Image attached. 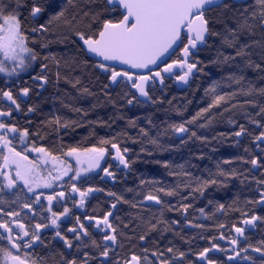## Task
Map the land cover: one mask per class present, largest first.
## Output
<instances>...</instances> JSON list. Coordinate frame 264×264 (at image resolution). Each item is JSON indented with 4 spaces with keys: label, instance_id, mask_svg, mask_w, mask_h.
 <instances>
[{
    "label": "snow or ice",
    "instance_id": "6c2138e0",
    "mask_svg": "<svg viewBox=\"0 0 264 264\" xmlns=\"http://www.w3.org/2000/svg\"><path fill=\"white\" fill-rule=\"evenodd\" d=\"M216 12H219L222 19L211 15ZM217 24L221 25L219 29ZM26 25H30V29ZM257 26L264 30V0H255V4L249 3V0H0V73L7 78L20 77L38 60H43L47 63L40 65V74L32 77L40 89H44L49 83V63L55 66L56 84L63 79L75 88L81 83L80 79L77 77L70 80L67 75L62 77L61 69L70 68L74 71L81 63L84 66L91 64L92 68L105 77V88L111 86L125 89L124 98L128 105L163 104V99H153L158 91L156 86L165 85L166 79L188 85L196 72L203 71L198 55L205 51H215L216 56L211 63L222 68L226 66L230 70L229 74L221 80H214L205 90V95L209 97L206 106L199 108L189 119L170 124L165 129V133L170 129L173 134L183 133L189 139L207 141L206 136H197V132L191 130L190 126L205 128L217 116L243 108L242 105L233 103L238 94L264 97V86L257 88L251 81L247 88L240 87L238 92L218 91L225 80L229 84L234 82L240 85L246 78L244 73L249 69L258 73L264 81V41L253 40L249 43L247 40L248 36L255 34ZM29 31L33 36L52 34L58 40H68L75 45L76 54L61 58H57L54 53L41 56L30 46V43L35 44L37 41H29ZM49 43L50 41H44L41 47L47 48ZM221 49L233 51L225 55ZM80 56L85 59L81 61ZM253 56L258 59H253ZM32 91V88L22 86L17 95L11 85L0 88V102L6 106L0 107V193L12 197L10 200H0V204L8 205L9 209L0 207V264H45L42 258L29 257V252H34L35 248L48 247L42 239L45 229L54 232L49 243L54 241L62 244L64 252H67V255L59 253L60 264H121L114 257L118 255L116 249L120 246L118 237L124 233L109 218L112 217L121 224L123 221L119 215L114 216L112 210H116L117 204L121 202L136 208L146 201L154 203L145 210L151 212L152 207L159 206V216L156 213H152L147 219L137 216L138 223L131 230L135 233L136 228H142L136 239L141 242V252L144 255L133 254L123 264H191L186 259L188 253L180 250L174 241L168 240L163 247L159 246L158 241L163 240L164 234L168 232H172L189 246L192 242L174 230L173 225H179V220L169 222L164 218L165 211H170L172 206L165 203L159 194L174 197L180 195L183 188L189 189V194L198 193L203 196L209 186L218 183L223 185L225 180L235 177L236 170L225 171L218 163L217 171H209L205 178L193 175L185 164H177L169 172V175L177 178L175 184L156 187L161 184L160 181L141 180V185L147 184L152 190L146 194L137 193L136 195L142 196L139 201L125 200L116 192L109 191L107 195L115 200L110 204L111 210L106 211L102 217L84 213L82 221L80 216L74 213L70 215L72 210L66 206L67 201L71 200L73 207L84 208L91 194L104 191L103 188L82 187L92 179L93 173L99 175L102 172V180L105 177L113 182L116 180V173L109 170L111 165L102 167V162L107 163V145L115 150L114 160L119 161L124 169L132 166L126 156L129 149L125 147L121 151L119 144L114 142L115 136L110 139L101 138V146L79 147L61 143L57 148L58 154H54L48 147L37 146L36 140H30L29 137L31 135L42 139L39 131L30 133L28 127L20 128L11 122L13 112L22 111L21 103L30 98ZM80 91L82 95H93L86 87ZM159 91L162 92L163 89ZM244 104L258 107L257 115L264 120V105H257L254 99L245 100ZM213 109L216 111L213 112ZM35 111V107L27 108V113ZM73 111L79 113L82 109L75 108ZM84 114L87 115L86 112ZM245 114L251 123L264 129V123L252 118L249 113ZM201 120L203 123H200ZM77 123L60 116H53L47 121L57 131L68 129ZM151 123L149 120V124ZM229 123L235 121L229 120ZM129 124L135 126V121L131 120ZM140 133L156 149L168 150L160 143L159 135L151 137L143 128ZM245 133L244 125L240 124L239 131H235L234 135L239 138ZM181 142L187 143V140L181 137ZM254 142L257 147L264 145V130L254 137ZM31 153L36 154L35 158L29 159ZM200 158L203 159L202 156ZM186 163L189 168L195 167ZM223 163L229 164L231 161L224 160ZM244 163L252 166L250 171L260 172L264 169V147H260L259 155H252ZM163 167L173 168L168 161L163 162ZM261 176H264V172H261ZM255 182L258 187L264 188V179H255ZM259 196L258 201L250 200L247 203L264 207V191H260ZM53 201L62 206V211L53 210ZM208 203L211 204L212 201L209 200ZM12 204H16L19 210L12 209ZM33 205L40 210L41 222H34L37 211ZM181 207L186 214L190 205L182 204ZM25 209L28 210L26 213ZM199 211L202 216L205 215L204 208ZM216 211H226L225 205L219 204ZM73 220L74 226L67 228V233L71 234L69 238L62 233L61 224L73 223ZM258 220L264 221V217L253 214L249 219L243 220V225H253ZM188 224L199 229L205 228L204 224L193 225L191 221ZM128 227V224H124V228ZM218 227L223 229L226 225L221 223ZM90 229L96 230V235ZM232 229L237 236L229 242L236 246L240 242L239 237L244 236L245 228L233 224ZM154 233H159V236H153ZM97 235L101 237L99 241ZM126 238L129 241L133 239ZM201 238L205 239L203 236ZM207 239L214 241L216 237ZM220 239H225L223 233L220 234ZM150 246L155 250L150 251ZM214 250L223 252L227 261L211 258L209 253ZM230 251L233 255H228L229 250L221 248L219 243H211L210 247H203L195 253L199 257L196 264H228L235 261V257H239L241 252L245 253L242 259L246 264H264V240L259 246L248 244L240 250L232 247Z\"/></svg>",
    "mask_w": 264,
    "mask_h": 264
},
{
    "label": "trees",
    "instance_id": "16d2710c",
    "mask_svg": "<svg viewBox=\"0 0 264 264\" xmlns=\"http://www.w3.org/2000/svg\"><path fill=\"white\" fill-rule=\"evenodd\" d=\"M249 3L255 4V0H249ZM251 11V9L249 10ZM216 19H222L219 12L211 14ZM30 29V25L25 26ZM216 27L219 29L220 24ZM29 41L36 40L37 43L31 44L41 56L49 53L56 54L57 58L71 57L76 54V47L68 40H58L52 34L35 36L28 32ZM215 40V38H213ZM250 43L253 40L264 41V30L258 26L255 29V34L247 37ZM50 41L47 48H42L41 43ZM225 55L232 53L233 50H224ZM215 51H205L199 54V60L202 61L200 71L194 77L192 83L184 90H177L170 82H166L164 90L157 91L153 99H163L164 103H147L128 105L124 98L125 89L123 88H108L104 87L107 83L105 77L100 75L91 64L84 66L83 63L74 71L70 68H62L61 76L67 75L70 80L79 78L81 83L75 88L72 84L61 79L59 84L55 83V66L49 63L47 75L49 83L44 89H40L32 77L40 74L42 63L47 61L38 60L28 72L22 73L17 79V88L22 86L32 88L30 98L27 105L36 108V111L31 114L28 120L34 128V131L40 132V136L46 142V145L51 149H57L63 143L64 145L73 144L79 147L101 146L99 141L101 138L110 139L115 136L117 142L123 151L126 147L128 159L132 162L129 175L126 180H122L119 189L115 192L123 196L125 200L139 201L142 196L136 195L139 192L144 194L152 189L149 185H141L140 181H160L161 184L156 187L172 185L177 182L175 176L169 175L177 164H185V167L190 170L195 176H203L207 178L208 172H216V165L219 163L225 171L236 170L237 175L224 181V184L211 185L205 191L203 196L198 193L189 194V189L181 190L180 195L174 197L159 195L163 200L170 202L175 201L177 204L191 205H210L218 206L224 204L225 214H234L244 205L245 201L250 198L249 178H245L250 172L249 164L244 163L253 155L252 141L256 135H259L260 129L251 123L248 115L252 118L264 123V120L257 115L258 107L245 105V100L254 99L257 105H264V97L254 95L251 97L238 94L233 101L238 105H242L241 109H233L230 113L226 112L223 116H217L211 125L205 128H197L195 125L190 126L191 130L197 132V136L203 135L208 139L201 141L196 138L189 139L183 133L173 134L169 129L165 133V129L170 124H178L185 119H189L199 108L206 106L209 99L205 95V90L209 88L214 80H221L229 74V69L219 67L211 61L215 58ZM81 61L85 58L79 57ZM176 56L173 57L175 59ZM239 59V58H238ZM253 59L258 57L253 56ZM245 80L240 85L234 82L229 84L226 80L221 84L218 91L238 92L240 87L247 88L249 82L255 84L257 88L264 86V81L260 79L258 73L249 69L245 73ZM2 75H0L1 77ZM88 88L93 95H82L80 89ZM157 87V86H156ZM0 88H6L3 82H0ZM158 89V87H157ZM171 101V103H169ZM26 106V105H25ZM75 108L82 109L81 112L73 111ZM213 112L216 110L213 109ZM87 113L85 115L84 113ZM53 116H60L62 119L77 121L68 129H59L58 131L47 121ZM134 120L135 126L129 124V121ZM151 120V124H149ZM229 120H234L235 123H229ZM203 123V120L200 121ZM243 124L246 133L241 140L235 137L234 132L239 131V125ZM145 129L149 136L156 137L159 135L160 143L164 144L168 149L160 151L154 145L148 142L147 137H143L140 129ZM221 133L224 135L221 136ZM181 137L187 140V143L181 142ZM106 147L110 148V145ZM248 149V151H245ZM148 153H152L149 155ZM203 157L201 159L200 157ZM224 160H229L231 163L224 164ZM160 161V163H157ZM168 161L173 168L165 169L163 162ZM189 162L195 167H188ZM128 189L133 191L129 192ZM189 194L187 199H184L186 194ZM192 200V201H191ZM212 203L209 204L208 201ZM235 201V203H233ZM169 204V203H168ZM121 205L126 208L125 211L127 221L133 227L138 223L137 216H142L145 219L151 216L153 211H158L151 208V212L146 211L144 206L138 205L136 208L130 204L121 202ZM213 208L210 213H216ZM155 223L156 221L153 220ZM140 233L142 228H136Z\"/></svg>",
    "mask_w": 264,
    "mask_h": 264
},
{
    "label": "flooded vegetation",
    "instance_id": "af4514ba",
    "mask_svg": "<svg viewBox=\"0 0 264 264\" xmlns=\"http://www.w3.org/2000/svg\"><path fill=\"white\" fill-rule=\"evenodd\" d=\"M178 55V53H177ZM199 59V55L197 57ZM199 72L196 73L192 77V79L189 82V85L192 83L194 77L198 75ZM2 75L0 77V82H3L6 87L8 85H11L13 87L14 94L18 95V86H17V79L16 77H11L7 78L4 74L0 73ZM166 82H170L172 85L175 86L177 89L176 85L174 84V80H168L166 79ZM163 85V90L164 86ZM188 85V87H189ZM158 90L160 87L157 85ZM187 87V88H188ZM178 90V89H177ZM184 90V89H183ZM180 91V90H179ZM29 98H26L25 102L21 103V108L22 111L20 113L13 112V117L11 122L17 124L18 127L24 128L28 127L30 133H34V128L31 123H29L30 120L29 117L31 116L32 113H27V108L29 107L27 105ZM26 105V106H25ZM0 107H6L2 102H0ZM31 122V121H30ZM256 129L259 128L258 126H255ZM260 131L264 130L259 128ZM243 136L237 138L238 140H241ZM29 139H35L37 146H45L46 142L41 139L37 138L35 136L29 137ZM252 146H253V155H259L260 154V147H264V145H260L257 147V144L254 142V139L252 141ZM111 147V146H110ZM49 148V147H48ZM54 152V154L57 153V149H51ZM17 150H20L19 145L17 144ZM122 151V150H121ZM36 154L31 153L29 155V159L35 158ZM127 156V154H126ZM128 158V157H127ZM105 161L107 163L105 164L102 162V167H107L108 165H111L109 168L110 171H113L116 173V180L113 182L110 178L105 177V179H100L101 176H103V173L100 172L99 175H96L95 173L92 174V179L89 180L86 184L82 185V187H97V188H103V192H98L91 194L88 197V200L84 206V208H76L73 207L72 201L68 200L66 203V206L69 207L72 212L70 215L73 213L77 216H80L81 220L83 221L84 219V213H87L88 215H94L97 217H102V215L110 209V204L115 202L114 198L109 197L107 193L109 191L115 192L116 190L119 189V186L121 185L122 180L127 179V175H129L130 168L128 171L120 168L119 164L114 163L112 160V153L110 148H108V153L105 157ZM252 168V166L249 164V170ZM261 172H264V169H261L260 172H257L255 170L250 171L247 173L246 177L249 178V186H250V198L245 201L244 205L239 208L238 211L234 214H225L224 212H219L215 211L216 213H210V211L213 208H217L218 206H210V205H191L188 208L187 213H183L181 205L183 204V200L181 201V204L175 203V201H170L167 202L161 199L165 203H169L172 207L170 211H165L164 213V218L168 220L169 222L179 220L180 224L179 225H173V228L175 231H179L181 235L185 237V239H191V245L189 246L186 244L184 241L180 240L179 237H175L172 232H168L164 234V239L159 240V246L163 247L165 244H167L168 240L174 241L175 245L180 248V250L185 251L188 253L187 255V261H191V264H196L198 261L199 257L195 254L198 251H200L203 247H210L211 243H219L220 247L223 249H228V255H233V253L230 251L232 247H236L237 250H240L244 247H247L248 244H251L252 246H259L260 242L264 240V221L258 220L255 224L253 225H243V220L244 219H249L253 214L262 216L264 217V207H262L259 204H249L247 201L254 200L258 201L260 199L259 192L264 191V188H260L257 186L255 179H264V176H261ZM255 177V179H253ZM26 191V190H25ZM23 196V193L20 194ZM31 195V194H29ZM186 196L188 197L189 194L187 193ZM12 197L5 196L3 193H0V200H10ZM78 199V197H77ZM43 201V198H42ZM192 201V200H191ZM154 202H149L146 201L142 206L146 208L148 205H152ZM0 207H5L6 210L8 209V205L0 204ZM33 207L37 211V219L34 222H41L40 221V210L36 205H33ZM12 209H18V206L16 204L11 205ZM153 209H156L158 211H153L152 213H156L157 217L159 216V206H154L152 207ZM204 208L205 210V215H201L199 209ZM122 209L124 208L121 203L117 204V209L112 210L115 215H119L120 220L123 221V224L120 223V221L113 220L112 217L109 219L114 223V225L118 226V230L123 232L124 235H121L118 237L119 245L116 249L118 255L114 257V259H118L121 261V264H123L124 260H130L131 256L133 254L136 255H141L143 256L144 253L141 252V242L136 239L138 235L140 234V231L136 229L135 233L131 230L133 228L132 225L129 224L126 218L125 211ZM53 210L54 211H62V206H59L56 201H53ZM25 213L28 211L27 209L24 210ZM150 213V214H152ZM23 215V213H22ZM185 215L187 216V220H185ZM188 221H191V224H204L205 228L204 229H199L195 227H191L188 224ZM224 224L226 225L225 228L221 229L218 227V224ZM124 224H128V228H124ZM235 224L237 227L243 226L245 228L244 236L239 237V244L236 246L231 245L229 242L230 239L235 238L237 234L234 232L232 229V225ZM74 226V220L73 223H68V224H61V231L63 234L68 235L69 238H71V234L67 233V228ZM87 226V225H86ZM163 227V225H161ZM140 229V228H139ZM90 231H93L94 235H96V230L90 229ZM223 233L225 239L221 240L220 239V234ZM54 235V232L51 230H43V235L42 239L45 240V243L48 244L47 248L44 247H37L35 248L34 252H29V257L32 259H35L37 257L42 258L45 261V264H60V256L59 253L64 252V247L62 244L56 243V242H51L52 236ZM153 236L158 237L159 233H154ZM201 236L205 237V239H202ZM215 236L216 240L210 241L207 239L208 237ZM126 237H133L131 241H129ZM194 237V239H192ZM97 240L99 241L101 237L99 235L96 236ZM247 238V239H245ZM189 247H191V251L189 252ZM155 250L154 247L150 246V251ZM251 253V250H249ZM65 255H67V252H64ZM245 255L244 252H241V255L239 257H235V261L233 262H228V264H246V262L242 259V257ZM209 256L213 259H218L222 262L227 261V256L218 250H214L213 252L209 253ZM23 258V255H22ZM149 258L151 259V255L149 253Z\"/></svg>",
    "mask_w": 264,
    "mask_h": 264
},
{
    "label": "water",
    "instance_id": "95a60500",
    "mask_svg": "<svg viewBox=\"0 0 264 264\" xmlns=\"http://www.w3.org/2000/svg\"><path fill=\"white\" fill-rule=\"evenodd\" d=\"M197 73V72H196ZM196 73L194 74V75H196ZM193 75V76H194ZM192 79V77L190 78V80ZM190 80H189V82H190ZM174 84L176 85V87H177V89L178 90H183V89H186L187 87H188V85H180V84H178L177 82H175L174 81ZM159 87H160V89L162 88L163 89V86H161V85H158ZM111 87V86H110ZM111 88H113V87H111ZM110 150H111V153H112V160L114 161V163H117V164H119V161H117V160H114V156H115V150H113L111 147H110ZM107 155V154H106ZM106 157V156H105ZM120 166V168H122V169H124L123 168V166L122 165H119ZM124 170H126V171H128V169H124Z\"/></svg>",
    "mask_w": 264,
    "mask_h": 264
}]
</instances>
